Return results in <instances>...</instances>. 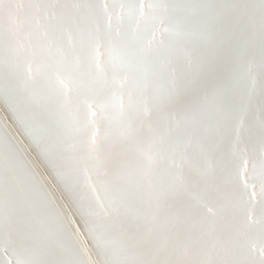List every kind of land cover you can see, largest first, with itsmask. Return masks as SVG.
<instances>
[{
  "label": "snow or ice",
  "instance_id": "snow-or-ice-1",
  "mask_svg": "<svg viewBox=\"0 0 264 264\" xmlns=\"http://www.w3.org/2000/svg\"><path fill=\"white\" fill-rule=\"evenodd\" d=\"M0 110V264H264V0H0Z\"/></svg>",
  "mask_w": 264,
  "mask_h": 264
},
{
  "label": "bare ground",
  "instance_id": "bare-ground-1",
  "mask_svg": "<svg viewBox=\"0 0 264 264\" xmlns=\"http://www.w3.org/2000/svg\"><path fill=\"white\" fill-rule=\"evenodd\" d=\"M0 114L6 115V113H3L2 110H0ZM5 259H7V254H5Z\"/></svg>",
  "mask_w": 264,
  "mask_h": 264
}]
</instances>
